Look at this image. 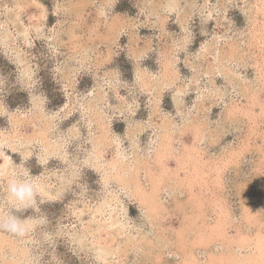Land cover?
<instances>
[{"label": "rangeland", "instance_id": "obj_1", "mask_svg": "<svg viewBox=\"0 0 264 264\" xmlns=\"http://www.w3.org/2000/svg\"><path fill=\"white\" fill-rule=\"evenodd\" d=\"M169 1L114 0L100 16V0H88L80 11L79 0H0V24L6 21L0 28V264H185L176 248L181 238L184 251L201 258L198 264H206L210 253L249 264L255 235L264 236V44L252 40L262 17L254 6L264 5ZM113 18L126 23L117 38L106 36ZM109 65L119 70L122 86L104 71ZM85 89H94V96ZM63 103L71 115L61 119L55 114ZM192 120L207 127L199 141ZM101 122L113 142L98 154ZM73 129L78 142L67 153L62 138ZM45 149L50 167L34 163ZM186 153L199 157L189 160ZM123 156L118 171L136 169L146 191L164 171L180 167L183 179L186 159L185 167L203 163L205 173L218 166L220 183H214L215 170L197 176L206 187L187 190L166 181L157 197L165 211L158 212L133 183L104 182L105 172L115 173L112 161ZM220 161H226L223 168ZM13 181L38 182L48 196L59 195L47 200L37 190L31 197H41L37 207L55 223L58 235L51 241L38 231L51 224L23 233L4 226L6 218L20 224L35 219L34 209L15 207ZM220 199L228 208L222 230L230 241L207 235L210 225L220 226ZM244 199L257 217L246 219ZM111 218L116 229L108 228ZM199 230L211 240L193 244ZM239 234L250 236L242 249Z\"/></svg>", "mask_w": 264, "mask_h": 264}, {"label": "bare ground", "instance_id": "obj_2", "mask_svg": "<svg viewBox=\"0 0 264 264\" xmlns=\"http://www.w3.org/2000/svg\"><path fill=\"white\" fill-rule=\"evenodd\" d=\"M79 1H81L80 3H79V5L77 6V8H78V10L80 11V9H82V7L83 6H87L89 3H87V1L88 0H79ZM113 1L114 0H100V8H99V15L100 16H103L104 14H105V12H106V9H105V6H103V5H108L109 4V6H111L112 5V3H113ZM256 2H262L263 4L262 5H264V0H255ZM169 2H172L171 0L169 1ZM183 2V1H182ZM184 4V3H183ZM257 4V3H256ZM255 7V9L257 10V12H260L261 13V15H262V17H259L258 19V23H257V28H254V32H253V35H252V40L253 41H256L257 42V44H261V43H263L264 44V6H262V8L261 9H259V6H254ZM20 9H21V7H19ZM7 14V13H6ZM8 16V15H7ZM21 18V17H20ZM114 19V21H111L109 24H108V22H107V33H106V36H112V38H117V36H118V31H117V29H121L122 27H123V25L125 26L126 25V23H123L124 21H122L121 19H119V18H117V19H115V18H113ZM205 19H206V17H205ZM105 21H107L106 19H105ZM5 23H6V21H2V23L0 24V28L2 29V30H5V27H6V25H5ZM163 26V25H162ZM121 27V28H120ZM100 28V27H99ZM162 29V28H161ZM97 31V30H96ZM7 32H9V31H7ZM107 38V37H106ZM121 38V37H120ZM234 44H236V45H233V49H232V52H238V49H239V47H238V42H234ZM73 51V50H72ZM107 51H108V53H110V49L108 48L107 49ZM169 60V59H168ZM20 64V63H19ZM259 70V69H258ZM260 71H261V69H260ZM264 71V70H263ZM262 73H264V72H262ZM144 77V76H143ZM245 88L247 89V90H250V87L248 86V85H245ZM217 100V99H216ZM104 108V107H103ZM95 114V113H94ZM246 115V114H245ZM96 116V121H100V120H104V118H103V116L102 115H95ZM18 120V119H17ZM192 122H193V124H195V128H194V132H193V135H194V137L196 138V140H198L199 141V139H198V137H200V136H202L201 135V133H205L206 131L204 130L205 128H206V130H207V127L205 126V124H203V123H201V124H199V123H197V121L195 120V122H194V120H192ZM16 123H19V122H16ZM253 123H254V125H255V127L256 126H259L258 125V123L257 122H255V120H253ZM101 124V130H100V142H99V144H102V145H100V147H99V149L97 150V153L98 154H100V153H102V149H104L105 147H108V146H110L111 144H112V140L109 138V135H108V128H107V126H106V124H104V123H100ZM217 132H219L220 130L218 129V130H216ZM217 132H215L214 131V134L216 135V136H218V134H217ZM210 134V136L211 137H213V135L211 134V132H209ZM260 133H261V138H262V140L264 141V131H260ZM42 134V133H41ZM249 134V133H248ZM10 137H12V136H10ZM14 138V137H13ZM260 138V139H261ZM43 139V138H42ZM44 141V140H43ZM162 141V140H161ZM114 142H115V140H114ZM171 142H172V137H168L167 138V151L169 152L170 150H171ZM60 143V145H62L61 144V142H59ZM116 145H119L117 142H116ZM115 145V147H117ZM264 145V143L262 144V146ZM55 145H53V146H51V148L54 150L55 148ZM159 147V146H158ZM163 147V146H162ZM55 150H57V149H55ZM233 150V149H232ZM239 150V149H238ZM246 150V149H245ZM233 154L235 155V153H236V150H233ZM241 152V151H240ZM129 154V153H128ZM262 154H263V156H264V150H262ZM239 156V155H238ZM238 156H236V157H238ZM196 157H199L198 156V154L197 153H195L194 155H191L190 153H186V158H189V160L190 159H194V158H196ZM243 157V156H242ZM123 158H125V156H123L122 157V159L119 161V158H116V159H114V161H112V167L113 166H115V173H113V175H115V176H117L118 178H119V181H127V184L128 183H133V187L135 188V189H137V191H138V193H139V195H140V199H142V200H144V201H146V204L148 205L147 207L148 208H154V207H158V212H163V211H165V209H164V207L163 206H161L160 204H159V202L157 201L158 199H157V197H159L160 196V193H161V191H162V189H161V187H162V185H164V184H166L165 182L166 181H172L173 182V185L175 184V186H178V187H186L187 188V190L188 189H191V188H193L196 184H199L200 186H202V187H206V184H207V182L205 181V180H197V178L198 177H202L204 174H208L210 171H213V170H215V176H214V183H216L217 185L220 183V179H221V177H220V168L217 166V167H215V168H213V167H211V165L209 166V167H207L206 168V171L208 172H206L205 173V167H204V164L202 163H199V162H195L193 165H190L189 167H185L186 166V164H188V161H187V159L186 160H182V165H181V167L182 168H184L185 170H187L188 171V173L191 175V176H189V174L188 173H185L184 174V177H183V179L180 177V175H179V172H178V170L179 169H181L180 167H179V165H178V167L179 168H176L173 172H170V173H167L166 171H164V172H162V173H160L159 174V176L157 177H152L151 178V180H150V191H146L145 189H144V187H142L141 185H140V180H139V177L136 175L137 174V170L136 169H133V170H131L130 171V174H128L127 172H126V170H120V171H118L119 169H121L122 168V166L125 164V163H123L122 162V160H123ZM169 158V157H168ZM5 159L7 160V157H5ZM138 159V158H137ZM245 159V158H244ZM196 161V160H195ZM222 164V166H220L221 168H223V166L225 165V162L224 161H220ZM4 164H6V162L4 163ZM259 167V166H258ZM106 173L107 172H105V177H106ZM130 175H131V177H130ZM198 176V177H197ZM130 177V178H129ZM135 177V178H134ZM222 182V181H221ZM235 184V183H234ZM185 188V189H186ZM189 193H190V197H193L192 196V192H191V190L189 191ZM54 196V195H53ZM43 198V197H42ZM196 197H194L193 199H195ZM196 201V200H195ZM233 201V200H232ZM220 216L219 217H221L220 218V226L219 225H214V227H213V225L211 226L210 225V230L208 231V234L207 235H210L212 238L214 237V236H217L220 240H226V241H230V237H229V239L226 237V235H225V233L223 232V228L222 227H224L225 226V223H226V217L228 216V208H226V204H225V202L223 201V199H220ZM194 204H196V202H193ZM159 204V205H158ZM243 208H244V210H245V216H246V219L247 220H250L251 218H255V217H257V215H258V212H257V210H253V211H250V209L248 208V206L246 205V203H245V199L243 200ZM199 205V204H198ZM150 206V207H149ZM80 207V206H79ZM198 209H197V212H199V210H200V206H198L197 207ZM152 212V211H151ZM111 214V213H110ZM157 215V214H156ZM158 216V215H157ZM92 217V216H91ZM100 218V217H99ZM122 218V217H121ZM211 218V217H210ZM120 219V218H119ZM219 219V218H218ZM126 220V219H125ZM99 221V220H98ZM127 221V220H126ZM132 221V220H131ZM93 222V221H92ZM100 222V221H99ZM108 222H109V227L108 228H111V229H116V227H115V221H114V219L113 218H111V220L109 221L108 220ZM210 222V221H209ZM129 223V222H128ZM128 225V224H127ZM188 226V225H187ZM186 227V226H185ZM134 228V227H133ZM202 228V227H201ZM122 229V228H121ZM69 230V229H68ZM128 230V229H127ZM238 230V229H237ZM67 231V230H66ZM143 231H144V229H143ZM126 232V231H125ZM21 233V232H20ZM119 233V232H118ZM29 234V233H28ZM202 233H201V231L199 230V231H197V234L195 235V238H194V240H193V244L195 243V244H202V243H207V242H209L211 239H209L208 237H206V239H204L203 240V238H202V235H201ZM227 234V233H226ZM235 235V234H234ZM68 236V235H67ZM177 236H178V233H177ZM228 236V235H227ZM64 237V236H63ZM85 237H86V235H85ZM204 237V236H203ZM238 237V238H237ZM250 236H247V235H244V234H239V236H236V238H237V240H236V243L238 244V246H239V249H242L248 242V240H250V238H249ZM66 238V237H65ZM83 238V237H82ZM81 238V239H82ZM85 239V238H84ZM123 239V238H122ZM184 239V238H183ZM183 239L181 238L180 239V241L179 242H181V244L180 245H182V246H179V244H178V246L176 247L183 255H185L187 258H190L188 261H186L187 260V258L186 259H184L183 261H184V263L185 264H198L197 263V261H199V260H201V258L200 259H198V260H196V258H194V256L193 255H191L190 254V256L184 251V246H185V241H183ZM191 239V238H190ZM193 239V238H192ZM253 240V239H252ZM255 240L256 241H253V246H254V252H252V256L250 257V259H249V264H264V236L263 235H261L260 233H258V234H256L255 235ZM90 241V240H89ZM121 241V240H120ZM123 241V240H122ZM86 242V241H85ZM124 242V241H123ZM156 243V242H155ZM159 243V242H158ZM174 243V242H173ZM222 243V242H221ZM229 243V242H228ZM235 243V242H234ZM215 244V243H214ZM216 245V244H215ZM167 246V245H166ZM170 246V245H169ZM192 246V245H191ZM77 247V246H76ZM200 247V246H199ZM212 247V246H211ZM214 247V246H213ZM212 247V248H213ZM159 248V247H158ZM187 248V247H186ZM189 248V247H188ZM211 249V248H210ZM128 250V249H127ZM126 250V251H127ZM165 250H166V248H165ZM177 250V251H178ZM220 250V249H219ZM117 251V250H116ZM132 251V250H131ZM198 251V250H197ZM201 251V250H200ZM228 251V250H227ZM133 252V251H132ZM203 252H205V251H203ZM208 252V251H207ZM220 252V251H219ZM238 252V251H237ZM102 253V252H101ZM114 253V252H113ZM141 253V252H140ZM165 253V252H164ZM163 253V255H165ZM191 253V252H190ZM218 253V252H217ZM174 254V253H173ZM176 254V253H175ZM203 254V253H202ZM242 254V253H241ZM169 255V254H168ZM167 255V256H168ZM199 255V254H198ZM128 256H130V255H128ZM127 256V257H128ZM138 256V255H137ZM159 256V255H158ZM157 256V257H158ZM172 256V255H171ZM174 256V255H173ZM200 256V255H199ZM204 256V255H203ZM170 257V256H169ZM177 257V256H176ZM94 258V257H93ZM199 258V257H198ZM205 258V257H204ZM96 260V259H95ZM164 260V259H163ZM17 261V260H16ZM21 261V260H20ZM28 261V260H27ZM159 261H160V259H159ZM162 261V260H161ZM167 261H169V260H167ZM176 261H179V260H176ZM199 262H201V261H199ZM171 263H173V262H171ZM136 264V263H135ZM162 264H164V263H162ZM206 264H239L238 263V259H232V258H230V257H228V255L226 254V253H218V254H208V258H207V263Z\"/></svg>", "mask_w": 264, "mask_h": 264}, {"label": "snow or ice", "instance_id": "obj_3", "mask_svg": "<svg viewBox=\"0 0 264 264\" xmlns=\"http://www.w3.org/2000/svg\"><path fill=\"white\" fill-rule=\"evenodd\" d=\"M58 7V6H57ZM58 14V12H57ZM190 37H186L184 43L186 44ZM141 69L140 71H142ZM104 71L110 72L112 74V80L113 83H116L118 85L122 86V79L120 77V72L118 69H116L113 65H109L104 69ZM140 78V73H137L136 79L139 80ZM95 90L93 89L92 91H88L85 89V95L86 96H94ZM129 99H131V96H129ZM159 103V102H157ZM69 104L63 103V106L59 108L58 112L55 115H58L61 119H64L66 116L71 115V112L69 111ZM127 108L130 110L133 108V104H128ZM124 113L121 112V117H123ZM76 129H73L70 131L66 136L62 138V143L64 145V151L67 153H71L72 150L76 147L77 140L74 138V132H76ZM117 140H119V137H116ZM51 159V156L48 155L47 149L41 151L38 156H36V159L34 160V163H38L44 167H50L49 160ZM83 167V165H81ZM76 175V173H74ZM104 182L106 184H111L112 187L116 186V183H119V178L115 175L113 176H106L104 179ZM115 182V183H114ZM81 184H83V181H80ZM38 184V182H37ZM37 184H31V194L30 198L25 201H17L15 202V207L16 208H25V209H34L33 215L35 219L28 220L27 223L24 224L26 232H31L33 231L34 228H36V225H45V224H51L52 227L50 229H44L41 227L38 229V231H44L45 236L44 240L45 242L51 241L56 235H58L57 231L55 230V223L53 221H50L47 217L41 213V210L39 207H37L38 204L42 203L41 197H37L35 201L31 200L32 195L39 190L44 198L47 200H56L59 199V195L57 196H48L47 193L44 191L43 188H37ZM73 184L75 186V181H73ZM51 233V234H48Z\"/></svg>", "mask_w": 264, "mask_h": 264}, {"label": "clouds", "instance_id": "obj_4", "mask_svg": "<svg viewBox=\"0 0 264 264\" xmlns=\"http://www.w3.org/2000/svg\"><path fill=\"white\" fill-rule=\"evenodd\" d=\"M31 183L25 182L23 184H17L16 182H11V194L14 202L25 201L30 198L31 194ZM5 227L9 228L12 231H19L21 233L26 232L24 224H20L16 221L6 218Z\"/></svg>", "mask_w": 264, "mask_h": 264}]
</instances>
